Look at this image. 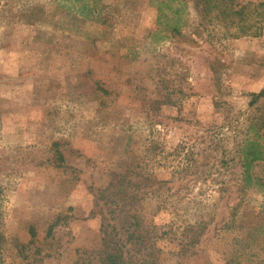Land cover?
I'll use <instances>...</instances> for the list:
<instances>
[{
	"label": "rangeland",
	"instance_id": "374dc122",
	"mask_svg": "<svg viewBox=\"0 0 264 264\" xmlns=\"http://www.w3.org/2000/svg\"><path fill=\"white\" fill-rule=\"evenodd\" d=\"M262 1L236 0L249 29L224 36L195 0H97L90 18L0 0V264H100L99 192L138 164L156 264H264V192L239 152L264 147ZM161 2L183 6L179 33ZM250 172L264 179V160Z\"/></svg>",
	"mask_w": 264,
	"mask_h": 264
},
{
	"label": "trees",
	"instance_id": "16d2710c",
	"mask_svg": "<svg viewBox=\"0 0 264 264\" xmlns=\"http://www.w3.org/2000/svg\"><path fill=\"white\" fill-rule=\"evenodd\" d=\"M236 0H195L194 6L201 16V20L218 19L224 22L226 34L224 36H235L246 34L248 31L245 8H236ZM59 6L76 12L85 18H90L96 9L97 0H59ZM164 5L171 9L172 17L169 20V29L173 33H179V20L183 13V6H171L161 2L158 4V19L167 17L163 11ZM263 10L260 15L264 16V1L260 3ZM204 25V24H203ZM264 25V24H263ZM200 26V25H199ZM234 26L232 31L231 27ZM264 95V88L255 93V100ZM253 127V125H252ZM176 155H180L186 164L178 170L192 168L193 150L180 144L175 148ZM240 156L243 168V182L245 185H255L264 192V179L254 178L250 172L251 165L256 160H264V147L258 140L246 139L241 146ZM139 167L137 170L133 168ZM129 167L124 172H113L111 180L101 190L100 197L108 205V213L113 216H103L100 233L101 248L98 251L100 264H156L160 248L156 246L157 236L150 226L144 224L145 214L136 212L133 205L142 201L146 195L151 194L152 177L149 172H142L140 164ZM134 176V177H132ZM136 176V177H135ZM116 216H118L116 218ZM113 217L116 220H113ZM121 217V218H120ZM154 228V227H152ZM153 232V234H152ZM32 240L35 232L31 229ZM3 235L0 232V243ZM185 245H183L184 247Z\"/></svg>",
	"mask_w": 264,
	"mask_h": 264
}]
</instances>
